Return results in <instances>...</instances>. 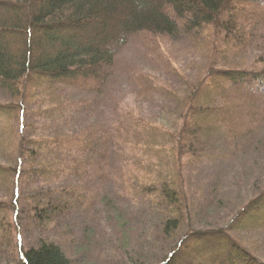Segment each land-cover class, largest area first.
<instances>
[{"label":"trees","instance_id":"16d2710c","mask_svg":"<svg viewBox=\"0 0 264 264\" xmlns=\"http://www.w3.org/2000/svg\"><path fill=\"white\" fill-rule=\"evenodd\" d=\"M240 6L264 11V0H0V264L85 258L103 201L117 217L121 202L158 210L155 241L171 243L155 264H264L244 241L264 239V182L224 225L183 230L185 164L216 153L220 137L222 160L264 152V14ZM155 38L179 59L144 46ZM117 83L168 121L141 106L120 113ZM30 104L45 105L37 133Z\"/></svg>","mask_w":264,"mask_h":264},{"label":"rangeland","instance_id":"374dc122","mask_svg":"<svg viewBox=\"0 0 264 264\" xmlns=\"http://www.w3.org/2000/svg\"><path fill=\"white\" fill-rule=\"evenodd\" d=\"M240 8L242 10L246 9L249 14H264V11H260L253 6H249L248 9L246 7L244 9L242 6ZM177 45L173 43V47L176 48ZM181 45L186 47L184 42L179 43L178 47L181 48ZM144 46L151 47L156 54L159 51L158 48L164 50L165 52H161L166 58L171 57L174 59L177 57L179 59L177 51L173 50L174 48H171L169 43L157 38L146 41ZM192 50L195 51L194 48ZM259 53V50L250 49L245 64H249L252 58L259 55ZM141 55L137 54L134 48H131L126 57L129 60L133 59V61L139 59V62L144 60ZM203 62L202 56L197 54L193 60V65L200 66ZM115 86L117 90L114 93V103H116L117 110L120 113L131 111L134 115H138L142 108L144 115H150V112L155 114L153 122L168 121V117L159 109L158 105H147L144 102L140 104L126 83L122 85L117 83ZM257 105L264 110V95ZM44 106L43 104H30V110L26 114L25 123L33 124L36 127L33 130L35 133L39 132L38 127L43 123L39 109ZM92 106L95 108L94 103ZM88 118L90 119V117ZM101 118L94 116L93 121L97 123V120L99 121ZM217 142L215 143L216 153H211L213 155L201 162L197 161V163L190 165L185 164L183 167L184 191L187 200L191 201L193 206V209L189 208L184 212L183 230L199 226L213 228L216 225H224L238 207H241L248 199L255 196L263 187H261V184L264 182V152L260 153V150L256 149L250 154H245L246 156L236 154L231 159L222 160L219 153L225 148V144H223V142L226 143L225 138L220 137ZM255 179H257V182L254 186ZM10 182H13L12 178ZM6 191L0 189V199L9 200V198H6ZM209 202L213 205L208 208L206 215H202L200 210ZM105 208L108 210L113 209L112 206L104 204V201L101 207L97 209L94 215L96 220L93 223L90 237L91 251L88 254L86 253L85 258L82 255L75 256L77 258L75 264H155L161 256H164L171 240L155 241L156 232L158 231V219L160 218L158 210L141 214L134 204L121 202L119 209L116 210L120 213V216L117 217L105 212ZM113 211L114 209L111 210V212ZM69 221L70 223L72 221L78 222L79 219L72 214L69 216ZM193 221L199 222L192 223ZM199 223L202 224L199 225ZM72 231L73 238L79 235V228L73 226ZM56 233L57 229L53 230L51 234ZM20 235L21 239H18L19 247L23 249L30 243V238L28 234H22V232H20ZM246 236H248L244 239L246 247L254 251V255L264 262L263 237L259 232L246 234Z\"/></svg>","mask_w":264,"mask_h":264}]
</instances>
